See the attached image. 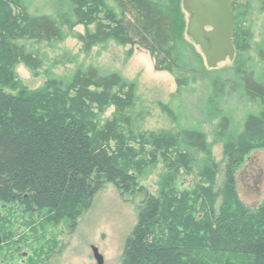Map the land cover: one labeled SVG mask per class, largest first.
Wrapping results in <instances>:
<instances>
[{"label":"trees","instance_id":"obj_1","mask_svg":"<svg viewBox=\"0 0 264 264\" xmlns=\"http://www.w3.org/2000/svg\"><path fill=\"white\" fill-rule=\"evenodd\" d=\"M31 1L0 0V26H7L0 30V201L20 203L29 212L50 211L57 222L71 221L74 230L96 195L111 184L122 195L143 197L122 264H264V201L254 211L247 209L235 189L236 170L245 156L264 148V42L254 48L260 73L240 56L232 70L242 96L260 108L245 114L239 131L232 113L223 109L226 82L221 74L206 71L186 35L183 0H115L120 13L108 23L93 17L108 0H61L59 16L32 15ZM92 24L94 30L77 36L83 52L109 43L148 51L156 70L176 76L173 98L209 76L204 112L209 122H216L215 136L224 144L227 159L223 204L220 214L210 219L217 231L212 241L202 243L192 222L193 204L184 193L170 199L154 196L141 183L144 172L162 161L171 186L181 170L190 174L196 169L214 184L215 172L198 160V153L212 159L204 131L187 127L178 136L142 133L139 121L144 114L134 109L138 85L118 72L90 66L67 78L48 73L36 91L17 78V64L33 72L45 67L42 56L29 52L21 41L50 46L67 39L64 28L71 32ZM234 45L238 53L251 48L249 43L241 45L236 28ZM112 107L114 114L105 119ZM164 109L174 122L180 121L174 110ZM207 202L213 204L215 198Z\"/></svg>","mask_w":264,"mask_h":264},{"label":"rangeland","instance_id":"obj_2","mask_svg":"<svg viewBox=\"0 0 264 264\" xmlns=\"http://www.w3.org/2000/svg\"><path fill=\"white\" fill-rule=\"evenodd\" d=\"M183 7V4H182ZM235 28L240 35L241 45L249 43L251 48L242 53L236 51L234 61H226L215 70L207 67L205 57L199 47L197 51L203 57L207 72L221 74L226 82V94L223 109L232 113L235 122L241 126L247 112L258 113L260 108L250 104L235 85L232 70L240 56L250 69L261 72V64L254 53L257 44L264 42V0H234ZM63 9L61 0H32V15L50 14L59 16ZM94 11L96 21L108 23L109 19L120 13L117 2L108 0L104 6ZM184 10V9H183ZM187 22L189 15L185 12ZM14 15L19 12L14 9ZM3 15H0V22ZM0 26V30L6 29ZM94 30L95 25H80L68 32L67 39L58 44L47 45L36 41H21L29 52L39 53L45 60V67L33 72L23 64H17L16 76L21 84L30 91L42 88L49 74L60 78L72 76L80 67H96L105 72H118L124 78L138 85V102L135 114L143 113L139 121L142 133L172 134L178 136L183 128L195 127L207 134L211 144L212 159L208 160L198 153L200 164L205 165L214 175L211 178L202 175L199 170L188 174L182 171L171 186L165 176L169 173L162 161L154 168L147 169L141 178L146 190L154 196H166L174 193L189 198L193 204V224L202 237V243L216 238V227L210 221L220 214L223 204L221 196L225 182L227 159L225 148L215 136L216 122H209L204 107L210 93L209 76L199 78L198 84L188 88L181 96L177 95L176 76L155 68V61L150 53L138 46H119L116 43L100 45L90 53L82 51V44L77 39L86 30ZM189 40V39H188ZM191 41V39H190ZM213 76V75H212ZM215 76V75H214ZM213 76V77H214ZM165 107L174 110L179 122H174L165 111ZM115 108H109L104 115L111 118ZM181 141V140H180ZM215 167V168H214ZM236 198L239 203L252 211L264 201V148L250 151L236 170ZM175 196V195H174ZM178 197V196H177ZM215 198L213 204L211 201ZM179 198V197H178ZM206 199V201H205ZM188 200V199H187ZM143 197L122 195L114 185H105L94 198L92 207L77 220L74 230L71 221L57 222L50 211L29 212L20 203L0 201V264H30L31 261L50 264H97L92 248L99 250L104 264H122V256L127 239L138 223V207ZM205 201V203H204ZM191 222V220H190ZM211 223V224H210ZM207 242V243H209Z\"/></svg>","mask_w":264,"mask_h":264},{"label":"water","instance_id":"obj_3","mask_svg":"<svg viewBox=\"0 0 264 264\" xmlns=\"http://www.w3.org/2000/svg\"><path fill=\"white\" fill-rule=\"evenodd\" d=\"M234 0H183V9L189 15L186 35L199 47L207 67L215 70L226 61H234ZM97 264H104L99 250L92 248Z\"/></svg>","mask_w":264,"mask_h":264},{"label":"flooded vegetation","instance_id":"obj_4","mask_svg":"<svg viewBox=\"0 0 264 264\" xmlns=\"http://www.w3.org/2000/svg\"><path fill=\"white\" fill-rule=\"evenodd\" d=\"M233 4H234V2H233ZM233 13H234V11H233ZM0 244L2 245L1 241H0ZM51 260H52V255H50V259H49L48 263L46 260H44V262L43 261H31L30 264H50Z\"/></svg>","mask_w":264,"mask_h":264}]
</instances>
